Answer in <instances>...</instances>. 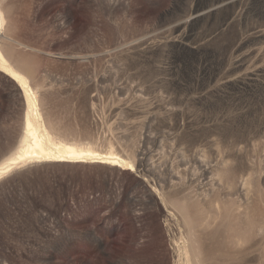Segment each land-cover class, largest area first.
Masks as SVG:
<instances>
[{"label":"rangeland","instance_id":"374dc122","mask_svg":"<svg viewBox=\"0 0 264 264\" xmlns=\"http://www.w3.org/2000/svg\"><path fill=\"white\" fill-rule=\"evenodd\" d=\"M0 5V45L40 122L103 159L21 162L0 178V264H238L232 227L196 241L220 189L245 207L242 264H264V0ZM26 108L0 67V162Z\"/></svg>","mask_w":264,"mask_h":264},{"label":"bare ground","instance_id":"6f19581e","mask_svg":"<svg viewBox=\"0 0 264 264\" xmlns=\"http://www.w3.org/2000/svg\"><path fill=\"white\" fill-rule=\"evenodd\" d=\"M221 5H218L217 7ZM217 7H212L208 10L205 9L206 11L203 10V12L199 13L198 16L201 14H205ZM4 22L5 15L2 6L0 5V28L2 27V25H4ZM0 67L2 68V71L7 74L12 80H14L21 88L27 106L24 115V128L20 141V146L19 148L17 147L18 150H16V152L12 156L0 162V171H4L5 167L7 169H11L13 165H16L21 162L26 163L27 161L39 162L44 160H57L80 162L88 160L98 161L99 159L103 161L101 157L102 153L100 154L99 152L94 151L92 149H86L80 145L67 142L61 138H56L48 130L46 125L42 123V119V121L40 122V118L42 116L38 109L39 105H37L36 96L34 94V91L32 90V87L29 84L27 77L22 72L17 71L13 67V65L9 62L6 54L2 50L1 45ZM13 161H15V163H13ZM232 175L235 181L236 176L234 174ZM173 196L176 197V199L178 200L184 201L188 211L187 214L189 216L196 218L202 213L200 211V203L195 200H190V198H188V195L182 192V190H178V192H176L175 195L173 194ZM214 197L215 200H213V203L217 207L218 216L214 215L212 207L210 212L209 210L206 212V214H208V222L212 223V227L211 225H209V228L211 227L210 231H208L209 228L208 230L204 228L201 229V231L196 234V241L201 247H204V244L207 241L209 235H220L225 232L228 227H232V229L234 230V241L235 244H237V246L235 245L237 261L238 264H242L245 207L240 201V199H237L235 202L236 205L232 207V202L228 197V193L226 190L223 189H220L214 195ZM185 219L187 220V218ZM209 219H211L212 221H209ZM169 241L171 245L177 248L176 238L172 234L169 235Z\"/></svg>","mask_w":264,"mask_h":264},{"label":"snow or ice","instance_id":"6c2138e0","mask_svg":"<svg viewBox=\"0 0 264 264\" xmlns=\"http://www.w3.org/2000/svg\"><path fill=\"white\" fill-rule=\"evenodd\" d=\"M13 163H15V161H13ZM9 171L10 169L5 167L4 171H0V178H2L4 175H7Z\"/></svg>","mask_w":264,"mask_h":264}]
</instances>
